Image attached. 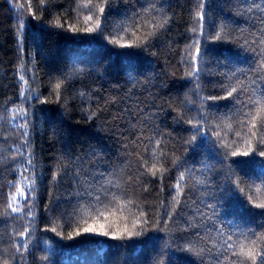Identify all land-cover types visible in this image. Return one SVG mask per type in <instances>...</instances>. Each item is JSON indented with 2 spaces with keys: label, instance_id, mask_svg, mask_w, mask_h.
Returning <instances> with one entry per match:
<instances>
[{
  "label": "trees",
  "instance_id": "1",
  "mask_svg": "<svg viewBox=\"0 0 264 264\" xmlns=\"http://www.w3.org/2000/svg\"><path fill=\"white\" fill-rule=\"evenodd\" d=\"M0 264H264V0H0Z\"/></svg>",
  "mask_w": 264,
  "mask_h": 264
}]
</instances>
